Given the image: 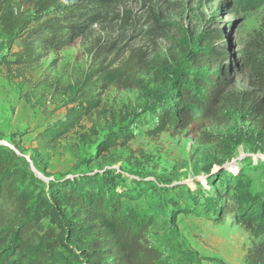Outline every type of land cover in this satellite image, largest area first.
<instances>
[{
  "label": "rangeland",
  "instance_id": "1",
  "mask_svg": "<svg viewBox=\"0 0 264 264\" xmlns=\"http://www.w3.org/2000/svg\"><path fill=\"white\" fill-rule=\"evenodd\" d=\"M36 1L14 0L21 11H32ZM208 20V30L221 37L216 45L229 57L225 63L236 67L218 118L155 139L140 127L124 146L117 141L105 147L110 136L168 98L189 68L186 43L207 30ZM248 42H255V57L264 63V0H113L72 46L31 68L0 69V143L23 156L44 187L100 176L116 190L138 195L126 202L142 211L152 212L163 198L190 204L204 193L212 196L210 174L244 171L258 182L264 177V117L247 121L241 110L245 93L264 100V85L243 59ZM132 61L128 71L140 88L99 91L96 109L53 143L42 142L40 134L73 108L70 89L86 74L99 71L94 80ZM202 132L215 141L206 143ZM171 220L165 225L158 218L150 233L168 240L163 243L172 246L171 264H244L250 250L264 248V237L228 221L218 225L192 213Z\"/></svg>",
  "mask_w": 264,
  "mask_h": 264
},
{
  "label": "trees",
  "instance_id": "2",
  "mask_svg": "<svg viewBox=\"0 0 264 264\" xmlns=\"http://www.w3.org/2000/svg\"><path fill=\"white\" fill-rule=\"evenodd\" d=\"M112 2L38 0L32 11H21L14 0H0V69L31 68L49 54L72 46ZM209 26L208 20L207 30L192 35L186 43L189 68L168 98L133 126L110 136L105 147L117 141L124 146L140 127L155 139L164 133L176 136L188 126L199 128L218 118L217 108L236 67L225 63L227 52L216 45L219 32L208 30ZM254 45L247 43L243 59L264 85V63L255 57ZM133 62L94 80L99 71L86 74L70 89L73 108L40 134L42 142L53 143L96 109L99 91L111 85L140 88L128 71ZM242 104L247 121L264 117V100L245 93ZM200 135L206 143L215 141L209 133ZM245 173L210 174L207 184L213 188L212 196L204 193L191 198L190 204L163 198L152 212L142 211L126 202L138 195L116 190L111 180L100 176L51 181L44 187L23 156L0 144V264H171L172 246L163 243L168 240H154L150 233L158 218L166 225L174 223L173 215L181 214L210 216L218 225L228 221L254 237H264V177L256 182ZM244 264H264V248L250 250Z\"/></svg>",
  "mask_w": 264,
  "mask_h": 264
},
{
  "label": "water",
  "instance_id": "3",
  "mask_svg": "<svg viewBox=\"0 0 264 264\" xmlns=\"http://www.w3.org/2000/svg\"><path fill=\"white\" fill-rule=\"evenodd\" d=\"M1 145H4V146H7V147H10L9 145L7 144H4V143H0ZM11 148V147H10Z\"/></svg>",
  "mask_w": 264,
  "mask_h": 264
}]
</instances>
